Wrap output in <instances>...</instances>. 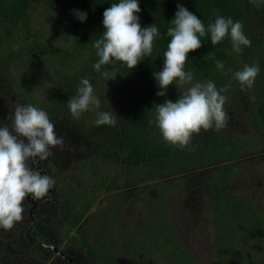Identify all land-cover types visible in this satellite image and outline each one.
I'll return each mask as SVG.
<instances>
[{
  "label": "trees",
  "instance_id": "1",
  "mask_svg": "<svg viewBox=\"0 0 264 264\" xmlns=\"http://www.w3.org/2000/svg\"><path fill=\"white\" fill-rule=\"evenodd\" d=\"M118 2L0 0V120L17 104L32 105L46 111L63 135L59 152L69 158L66 169L52 174L61 177L54 215L67 249L74 252L73 263L264 264V3L138 0L141 28L154 24L160 33L152 54L133 70L119 63L103 66L101 72H109L103 76L93 68L98 58L92 44L104 30L103 12ZM178 4L205 28L217 16L240 21L251 40L236 54L227 38L212 46L206 34L202 46L188 54L185 71L192 72V83L211 81L218 90L226 88L224 109L239 116L228 117L220 131L194 135V151L165 145L149 124L155 105L175 102L184 91L170 85L159 97L153 76L163 68L171 40L167 30ZM77 10L87 14L84 22L76 18ZM216 61L224 63L223 72ZM245 64L260 71L252 89L242 92L234 73ZM84 77L101 107L90 106L75 119L67 101ZM111 110L118 124L97 127V113ZM253 162L258 169L251 175ZM152 189L155 195L149 194ZM177 203L181 219L173 212ZM194 229L207 239L202 254L185 241ZM34 249L21 251L36 261ZM19 256L0 247V264H24ZM41 261L47 264L48 258Z\"/></svg>",
  "mask_w": 264,
  "mask_h": 264
},
{
  "label": "clouds",
  "instance_id": "2",
  "mask_svg": "<svg viewBox=\"0 0 264 264\" xmlns=\"http://www.w3.org/2000/svg\"><path fill=\"white\" fill-rule=\"evenodd\" d=\"M251 2L259 6L264 0ZM139 12L138 0H119L103 12L104 30L92 44L98 58L93 65L95 71L101 72L103 66L115 67L117 63L133 70L143 58L151 56L154 40L160 33L154 24L141 28ZM75 15L80 22L87 17L78 10ZM170 24L167 36L171 40L164 52L163 68L153 73L159 87L156 95L165 97L170 85L184 91L175 102L165 99L155 105L154 120L149 124L159 131L165 145L180 151H194L191 147L194 135L201 130L220 131L227 125L228 115L224 109L227 97L221 94L227 89L218 90L211 81L192 83V72L185 71L188 54L202 46L201 38L206 34L210 35L212 46L227 38L236 54L250 47L251 40L240 21L217 16L205 28L200 18L179 4ZM216 68L223 72L224 63L216 61ZM259 71L257 65L245 64L234 73L242 92L252 89ZM108 74L107 70L101 72L103 76ZM67 106L75 119L90 106L101 107V100L94 94L87 77L81 78L77 94L67 101ZM119 120L112 110L100 111L94 123L97 127L116 126ZM55 128L47 112L32 105L17 104L9 116L0 120V229H11L23 219L27 198L39 201L54 187V180L42 174L38 165L53 156L57 146L64 144L63 135H58Z\"/></svg>",
  "mask_w": 264,
  "mask_h": 264
},
{
  "label": "flooded vegetation",
  "instance_id": "3",
  "mask_svg": "<svg viewBox=\"0 0 264 264\" xmlns=\"http://www.w3.org/2000/svg\"><path fill=\"white\" fill-rule=\"evenodd\" d=\"M57 134L60 135V133ZM62 148L63 146H57L53 150V156L41 161L38 165L42 174L50 176L55 182L48 195L39 201L27 198L24 202L26 210L23 213V219L11 229H0V247L7 248L16 257L20 255L18 260L23 261L24 264H43L42 257L44 260L48 258L47 264H74L75 262L74 252L67 249V243L55 224L58 217L54 214L60 193L58 179L61 177L54 178L52 174L57 172L66 158H69V155L60 153ZM30 245L36 248L34 253L39 257L36 261L34 257L31 258L29 251L27 254L21 251V248L27 249Z\"/></svg>",
  "mask_w": 264,
  "mask_h": 264
},
{
  "label": "rangeland",
  "instance_id": "4",
  "mask_svg": "<svg viewBox=\"0 0 264 264\" xmlns=\"http://www.w3.org/2000/svg\"><path fill=\"white\" fill-rule=\"evenodd\" d=\"M242 57L240 58V60L242 61ZM106 88H107V90L108 91H111V94H112V96H114L113 95V92H112V89H111V87L110 86H106ZM229 91V90H228ZM233 91L231 92V91H229V95L228 96H232L233 95ZM240 93V92H239ZM228 103H230L229 101H228ZM228 117H239V116H237V115H228ZM240 128H243V127H240ZM68 163H66V164H60V168H62V171L64 170V169H66V165H67ZM250 165V167H249V171H251V175H254L256 172H257V169H258V165H257V163L256 162H253V163H250L249 164ZM59 168V169H60ZM62 175V174H61ZM251 183V182H250ZM257 189H260V190H262L261 189V187H257ZM152 190H150L149 191V193H151L152 195L154 194L153 192H151ZM155 195V194H154ZM180 205V203H177L176 204V206H174V208H173V212H175L176 213V215H177V217L178 218H182V214L180 213V211H179V208H178V206ZM194 222V219L191 221V223H193ZM190 223V224H191ZM195 223V222H194ZM193 223V224H194ZM192 224V225H193ZM192 228H190V230H191ZM190 233V232H189ZM185 234V233H184ZM180 236H182V235H180ZM182 237H184V236H182ZM185 241L187 242V246L190 248V249H194V250H198V253L199 254H202L203 253V246H205L206 245V242H207V239H205V238H203L202 236H198L197 235V231H196V229H194V230H192V233H191V235L190 236H188L187 238L185 237ZM31 258H32V256H31Z\"/></svg>",
  "mask_w": 264,
  "mask_h": 264
},
{
  "label": "water",
  "instance_id": "5",
  "mask_svg": "<svg viewBox=\"0 0 264 264\" xmlns=\"http://www.w3.org/2000/svg\"><path fill=\"white\" fill-rule=\"evenodd\" d=\"M151 192L155 193L153 189H152V191H151ZM149 194H151V193H149ZM151 195H152V194H151ZM153 195H154V194H153Z\"/></svg>",
  "mask_w": 264,
  "mask_h": 264
}]
</instances>
